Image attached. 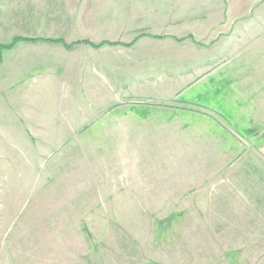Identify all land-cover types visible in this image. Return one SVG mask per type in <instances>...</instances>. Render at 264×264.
Here are the masks:
<instances>
[{
	"label": "rangeland",
	"instance_id": "374dc122",
	"mask_svg": "<svg viewBox=\"0 0 264 264\" xmlns=\"http://www.w3.org/2000/svg\"><path fill=\"white\" fill-rule=\"evenodd\" d=\"M125 5L0 0V45L130 44ZM251 36L149 59L1 51L0 264H264V27Z\"/></svg>",
	"mask_w": 264,
	"mask_h": 264
},
{
	"label": "crops",
	"instance_id": "0c3cea01",
	"mask_svg": "<svg viewBox=\"0 0 264 264\" xmlns=\"http://www.w3.org/2000/svg\"><path fill=\"white\" fill-rule=\"evenodd\" d=\"M124 2L125 7H131L132 19L137 22L131 25L138 33L134 37H137L138 41L131 49L145 56L144 59H149V54L154 52L150 46L162 44L164 47L161 53L166 55L171 53V48L175 45V51H181V47L188 43L186 39L190 42L194 39L196 44L201 46L222 44L221 39L223 42L228 41L229 44L242 45L245 40L251 42L254 28L264 27V0H123ZM210 36L211 40L204 42V38ZM181 39L183 42H179ZM255 40H258V37ZM26 44L27 47L24 49L35 53L53 52L54 49L51 47L58 46L47 43L45 44L51 47L40 46V43ZM17 45L14 49H17ZM148 71L142 75H151ZM154 92L147 81L145 88L137 93V96L151 99ZM167 92L161 91L162 99L173 98L168 97ZM168 94L170 95V92ZM179 94L181 92H177L174 98ZM168 121L165 124L170 123L171 118H168ZM136 134L142 133L138 131Z\"/></svg>",
	"mask_w": 264,
	"mask_h": 264
},
{
	"label": "trees",
	"instance_id": "16d2710c",
	"mask_svg": "<svg viewBox=\"0 0 264 264\" xmlns=\"http://www.w3.org/2000/svg\"><path fill=\"white\" fill-rule=\"evenodd\" d=\"M138 41L135 40L134 42L130 43V44H125V43H121V42H101L99 44H94L92 42H89L88 40H84V41H78V42H74L71 44H67L66 42H64V40L60 39V40H56V39H34V38H25V37H16L14 38L9 44L7 45H0V52L3 50H12L16 47V45L18 43L21 42H25V43H47V44H53V45H62L64 48H66L67 50H72L74 48L75 45H79V44H85V45H89L94 49H100L103 46L106 45H110V46H122V47H126V48H130L132 47L136 42ZM179 42H182V39L179 40ZM2 63V58H0V64Z\"/></svg>",
	"mask_w": 264,
	"mask_h": 264
}]
</instances>
